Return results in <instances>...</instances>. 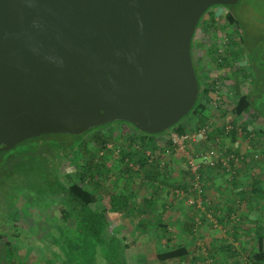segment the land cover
Returning <instances> with one entry per match:
<instances>
[{"label":"water","instance_id":"1","mask_svg":"<svg viewBox=\"0 0 264 264\" xmlns=\"http://www.w3.org/2000/svg\"><path fill=\"white\" fill-rule=\"evenodd\" d=\"M238 0H0V152L126 121L169 130L193 109L192 40Z\"/></svg>","mask_w":264,"mask_h":264},{"label":"rangeland","instance_id":"2","mask_svg":"<svg viewBox=\"0 0 264 264\" xmlns=\"http://www.w3.org/2000/svg\"><path fill=\"white\" fill-rule=\"evenodd\" d=\"M233 6L234 9L231 12L237 18L238 24L232 25L228 23L226 15L229 8L224 4H215L205 12L194 34L193 52L195 56L199 55L201 57L199 60L197 59V62L204 66L200 73L206 77L205 83H208L215 77L212 74L220 75L223 70L220 69L211 73L214 64L210 60L205 63V57L208 52L206 53L204 50L210 47L213 42H217V39L220 40L226 36L228 32L232 33L235 39L245 37V45L248 41L247 44L251 46L253 54L247 51L243 52V58L237 60L236 64L247 66L253 72V76L256 74L253 82L244 80L241 83H237L235 79L230 77L232 74L228 78L223 77V82H220V85L223 86L224 94H226L224 97L227 100V105L225 106L227 110L225 109L221 112L214 108L213 101H209L204 114L210 115L206 118L207 120L210 117L212 118V123L214 124V127H212V138L217 135L220 136L221 140L219 142L221 144L218 143V146L222 152H225V149L222 148V145L225 144L233 150L229 152H235L240 156L244 155V157H248L249 154L253 156L254 154V156L258 155L255 159H259L264 156V78H262L263 66L261 65L264 61V0H238L236 5ZM215 46L212 45V47ZM253 90L256 91L254 97L252 95V98L255 99L254 107L257 108L256 111L262 116L252 111V113H245L243 116L235 115L231 111V104L234 102L233 98L236 99L240 93H250ZM220 107H222L221 104ZM186 116L179 123L184 129L188 130H192L195 128L194 125L206 120L203 119L204 115L197 113L189 112ZM231 122L233 127L236 126L238 129L234 141L239 140L240 143L236 146H234L235 143L230 135L233 128L229 130V133H225V126L229 127ZM246 122L247 131H249V128H255L249 134L241 127ZM112 123L100 130L103 134L111 135L108 142L110 146L107 148L98 150L97 148L101 144H97L92 149L91 154L81 149V152L72 153L61 163H58L54 156L46 155L45 165L55 170L65 184H70L75 172L79 171V168L84 163L89 161V163L93 162L95 164L100 161L102 155L105 156L107 154L104 161L112 173L109 178L106 176L107 178L102 180L101 185L105 187V191L102 190L100 206L106 208L109 231L114 233L126 245L122 252V258L125 259L127 264H189V261L187 262L183 259L160 261L158 253L167 251L173 244H186L180 233L181 231L190 233L192 226H195L192 228L195 230L193 232H196V234L191 232L192 237L197 239L193 252L199 254L201 258L205 255L208 256V253L214 247L215 241L214 238H211L212 236L209 239L201 238L200 232L204 224L203 221L206 220H203V216L199 212L201 209L209 210L210 207H206L204 202L199 203L203 192L197 195H193L192 192L188 193L192 176L189 174L191 172L187 164L186 153H179L174 150V147L169 148V151L164 148V141L169 139V137L171 138V133L175 130L171 129L159 138L161 139V145L156 148L155 152H152L150 148L144 151L147 156H150L149 158H155L160 162L159 168L166 174L165 180L161 179L156 183L155 187H150L147 183L146 185L142 184V180L145 177H142L141 174L138 175L140 177L134 176L133 179H127L126 174L123 177L120 174L117 162L119 158L118 152L124 144V140L133 136L136 137L138 133L132 130L130 123L118 121ZM217 126L221 129L219 133H215ZM257 129H261L262 134H257ZM198 140L200 138L196 141ZM194 142H187L189 144L187 148L194 154L196 162L201 163L203 159L200 154L204 148H194V146L191 148L190 143ZM135 144L140 146L139 142ZM109 150H113L114 153H108ZM259 161L264 162L263 160ZM251 162L258 163L257 160H252ZM246 163L248 161L245 162L244 167H246ZM131 165L133 171L138 170L136 163L133 165L131 162ZM202 170L207 176L205 177L207 183L212 169L210 166L204 165ZM253 172L252 176L262 174L264 179V166L259 170L253 169ZM21 175L24 176L23 171H21ZM14 176L20 177L18 174ZM131 186H134L132 190L135 193L130 199V206L133 207L134 205L135 211L130 212L131 207L126 212L113 211L111 209V192L108 190L125 192L127 188L131 189ZM88 187L96 191L94 185L90 184ZM106 187L109 189L107 190ZM206 193L207 189H205V195ZM17 195L16 204L11 206L7 202L3 200L1 202L0 200V231L3 233V237L0 238V264H71L69 260L71 254H64L63 249L54 240V237L59 233L57 225L63 222L59 209V199L53 194L48 195L39 191H30L29 189L22 191L17 189ZM146 197L155 200V202L150 204L152 208L147 211L145 209L147 206H144ZM10 210L12 212L17 211V213L11 214ZM197 217L201 221L200 224L197 223ZM208 219L210 229L213 230V234L218 235L215 238L219 242L220 231L223 232L224 228L216 217L209 216ZM233 240L238 243L236 247H239V240ZM248 241V245H251L249 250L257 247L255 237L250 238ZM60 244L62 246V239ZM8 250H13V253H7ZM91 252V249H87L85 252L80 251L75 255V258L79 259L81 263L84 260L92 264L106 263L101 255L98 256L97 262H95ZM217 262L219 261L217 260ZM190 263L192 262L190 261Z\"/></svg>","mask_w":264,"mask_h":264},{"label":"trees","instance_id":"3","mask_svg":"<svg viewBox=\"0 0 264 264\" xmlns=\"http://www.w3.org/2000/svg\"><path fill=\"white\" fill-rule=\"evenodd\" d=\"M237 3V2H236ZM235 4H226L229 8L227 12V21L230 24H238V20L233 14V9ZM202 19V18H201ZM200 19V21H201ZM226 40V51L224 55H221V61L218 62L216 56V46L219 42H213L212 45L206 48L204 51L208 54L205 57V61L212 62L214 64L213 69L219 71L222 69V73L218 76L220 82H223V77H230L236 80V82L241 83L244 80H249L251 83L253 82V72L250 71L247 66H240L236 64L237 60H241L243 58L242 53L247 51L252 53L251 46L247 44L245 45V37H239L238 39L233 38V34L228 32L225 36ZM193 40H192V56L194 60L195 70L197 72L198 80H199V95L195 102L193 109L191 110L194 114L204 115L203 119L208 118L207 114H204V110L207 109V102L211 101L213 98L214 87V79L211 82L205 83L206 77L200 73V71L204 68L203 65L197 62L201 57L195 56L193 52ZM209 54H211L209 56ZM209 56V58H208ZM235 64V66H234ZM237 65V66H236ZM263 66L262 70V78H264V61L261 63ZM251 66V65H250ZM232 67V68H231ZM254 69V64H253ZM264 81V79H263ZM264 83V82H263ZM253 93V94H252ZM256 91L240 93L238 98H233L234 102L231 104V111L235 115L243 116L245 113L256 112L258 115L262 116L258 113L257 108L254 107V97ZM211 94V95H210ZM226 94H224L223 86L220 85V96L222 101V107L218 108L219 111L225 110V106L227 105V100L225 99ZM224 103V104H223ZM227 110V109H226ZM251 112V113H252ZM252 116V115H251ZM187 117V116H186ZM257 117V116H256ZM204 121V120H203ZM200 124L194 125L195 128L199 127L206 123L207 119ZM121 123H129L126 121H118ZM108 123L105 125L97 126L88 129L87 131L81 134H70V133H43L41 135L28 138L15 147L9 150H3L0 152V200L2 202L5 201L7 204L14 205L17 202V189L20 191L24 189H29L30 191H39L41 193H46L48 195H55L57 197L59 203L60 214L62 216L63 222L62 224L57 225V229L59 231L58 235L54 237L56 244L63 249L62 251L70 255L69 260L71 264H92L87 260H84L83 263L80 262L79 259L75 258V255L80 251L85 252L87 249H91V255L93 256V260L97 262V258L101 255L106 261L105 264H127L125 259L122 258L123 249L126 248V245L123 244L122 240H119L114 233L110 232L107 224V216H106V208H102L100 206L101 201V193L102 190L105 191V187L102 186V180L110 177L112 173L111 169L106 165L104 159L107 154L102 155L100 157V161L97 163H89L86 162L84 165L79 168L80 170L75 172V176L72 178V182L70 184H65L50 166L47 167L45 165V161L47 159L46 155H52L56 158L58 163H61L69 157L72 153L78 151L81 152L83 149L87 151L89 154L92 153V149L96 147L97 144H101L98 150H102L105 147H108L109 134H103L100 130L108 126ZM135 133H138L136 137H130L127 140H124V144L121 146L120 151L118 152V167L120 169V174L125 176L127 175V179H133L134 176L140 177L138 175H142L145 177L142 184H149L150 187H155L156 183L159 180H165L166 174L161 171L159 168L160 162H158L155 158H149L145 154V150L149 149L152 152H155L156 148L161 145V139H159L163 134L169 132L171 129H174L176 132L182 134L188 131V129H184L181 126V123H176L169 130H165L160 133H148L139 130L133 124H129ZM247 122L241 126L244 131L248 132L255 130V128H249L247 131ZM236 127V126H235ZM233 128L230 135L232 140L236 139V135L238 132L237 127ZM221 130V129H220ZM257 134H262L261 129H257ZM220 132V131H219ZM212 137V136H211ZM140 140V141H139ZM139 142V145L135 143ZM221 144V143H220ZM172 139L164 141V148L166 151L173 147ZM79 149V150H78ZM229 151H233L232 149H228L225 151L228 153ZM114 153L113 150H109L108 153ZM249 152V151H248ZM235 153V152H234ZM152 157V156H151ZM247 158V160H246ZM252 158V159H251ZM252 160L258 161L251 162ZM264 156H261L259 159H255V156L244 157L240 161V166L233 168V172L230 176L229 173L222 172L223 168L218 166H212V171H220L222 174L226 175V180L229 183L235 181L236 176L239 173L240 168H243L246 163V166L249 165L251 169L259 170L262 166H264ZM136 163L138 165V170L133 171L132 165ZM53 170V171H52ZM21 171L24 172V176L21 175ZM20 175V177H15L14 175ZM192 177L193 175L189 173ZM202 174V188H203V196L204 201L207 197L205 195V189H207L205 172L201 169ZM107 176V177H106ZM237 180V179H236ZM145 181V182H144ZM134 182V180H133ZM165 182V181H164ZM92 184L95 187V190H92L88 186ZM250 191L253 193V197L255 199L264 200V179L262 178V174H256L251 177L249 182ZM100 188V190H99ZM107 188V187H106ZM134 186L127 188L124 192L115 190L114 192L111 190V209L117 212H126L130 207V212L135 211V206H130V199L133 197ZM106 190V191H107ZM156 191V190H155ZM197 190L192 191L193 195H197ZM188 193H191L188 191ZM145 205L147 206L146 211L151 209L150 204L152 203V198H145ZM203 201V202H204ZM240 206V202L237 203ZM227 211L225 213L226 223L223 224L226 231H229L231 236H233V232L238 230L239 226H243L241 221V215L238 211V207ZM150 207V208H149ZM17 208V207H16ZM213 207H210L209 210L203 209V217L208 219L209 216L216 217L217 221L221 224L224 223L220 214L224 212V208H220V210H212ZM18 211V209H17ZM17 211L12 212L11 214L17 213ZM219 216V217H218ZM229 218V219H228ZM209 220V219H208ZM195 227V226H192ZM191 227V232H193V228ZM224 229V231H225ZM225 231V232H226ZM260 234V233H259ZM3 237V233L0 231V238ZM229 237H223L219 242L214 243V247L212 251L208 253V256L205 255L201 258L199 254L193 252L196 260L195 263L206 264V260H209V264H231L228 259L223 257V251H229V257L234 258L233 264L242 263L243 264H264V231L258 238H256L257 247L253 249V252L249 255L246 253L244 255H239L237 253L239 247H236L237 242H234L233 239H237L236 237H232V239H228ZM62 239V246H60V242ZM190 246L187 244H173L171 248H169L165 252L158 253V259L160 261H169V260H186L191 256ZM9 254L13 253V250H8ZM232 253V254H231ZM81 255V254H80ZM12 258V256H11ZM200 260H198V259ZM225 259V260H224ZM217 260L219 262H217ZM242 260V261H241ZM92 261V260H91Z\"/></svg>","mask_w":264,"mask_h":264},{"label":"crops","instance_id":"4","mask_svg":"<svg viewBox=\"0 0 264 264\" xmlns=\"http://www.w3.org/2000/svg\"><path fill=\"white\" fill-rule=\"evenodd\" d=\"M211 119L212 118L210 117L208 120ZM219 131L220 129L219 127H217L215 129V133H219ZM234 143H235L234 146H236L238 143H240V141L237 140L234 141ZM193 146L194 148L202 147L206 149L208 148L209 144L207 141L200 139L190 144L191 148ZM222 148H224L225 151L231 149L225 144L222 145ZM251 170L252 169L249 166L240 168L239 173L236 176L237 180L235 179V181L232 183L227 182L226 176L225 174H222V172L211 171V173L209 174L210 176L208 180L209 183L207 184L208 185L207 186L208 195L206 194L207 201L206 200L204 201V205L206 207L208 206L213 207L215 210L218 211L220 210V208L225 207L224 212L220 214V217L218 216L219 218H222L224 222L221 223L224 229L225 227L223 224L226 223L225 213L227 211L229 212L230 210L232 211V209L236 207L238 201L240 202V206L237 205V207L242 218L241 223L243 226H239L238 230L233 232L234 234L233 236H231L230 233H228L229 231H226V229H225L226 232L224 231V229L223 232L220 231V240H222L223 237H228V236L230 238L236 237L239 240L240 246L238 249L239 251L237 252L239 253V255H244L245 253L246 255L251 254L253 252V249L249 250L251 245H248L249 244L248 240L252 237L258 238L259 235H261L262 232L264 231V200L255 199L253 197V193L250 191L249 182L251 180L252 174H254L253 170L252 171ZM152 202H155V200H152ZM213 208L212 210L214 211ZM199 213H201V216H203V209H201ZM203 220L206 221H203L204 224L202 225V231L200 232L201 238L204 237V239H209V237L212 236L211 238H214V241L217 242L218 239H216L215 236L218 237V235L213 234L212 232L213 230L210 229L211 227L208 223L209 220L205 217V215L203 217ZM180 234H182L185 243L190 246L189 248H190L191 256L188 257L185 261L187 262L189 261V264H195L194 260H196V258L193 255V251L195 250V244H196L195 242L197 239L196 237L195 238L192 237L191 231L190 233L189 232L187 233L186 231H181ZM229 253H230L229 251L224 250L223 257H225V259L227 258L229 263L231 261V264H233L234 258L229 259L230 258ZM190 261L192 263H190ZM239 264H243V262Z\"/></svg>","mask_w":264,"mask_h":264},{"label":"built area","instance_id":"5","mask_svg":"<svg viewBox=\"0 0 264 264\" xmlns=\"http://www.w3.org/2000/svg\"><path fill=\"white\" fill-rule=\"evenodd\" d=\"M226 40L227 38L224 36L222 37L217 46H216V56L218 62L221 61V55L225 54L226 51ZM207 61H205L206 63ZM213 66V65H212ZM213 71H216L215 69H212L211 73ZM210 74V73H209ZM214 81V91L213 92V98L211 102L214 103V108L218 109L220 108V104L222 105L221 96H220V80L219 75L212 74ZM217 75V76H216ZM212 127H214V124L212 123V119L206 121L203 125H200L197 128H193L192 130H188L185 133H178L176 131H172L171 133V139L173 142L174 150L179 153H186L187 155V164L189 167V170L191 174L193 175L190 188H188L189 192H192L194 190H197V194H201L203 192L202 188V174L201 169L204 165L210 166H218L222 169V172L229 173L230 176L233 172V168L238 167L240 164L241 159L244 158V155L240 156L237 153L234 152H222L221 148L218 146V143L221 139L220 136L217 135L215 138H212ZM218 127V126H217ZM234 128L232 125V122L230 123V126H225V133H229V130ZM203 139L208 142L209 146L208 148L204 149L200 156L202 157V162L198 163L196 162V158L194 157V154L188 150V143L187 142H193L197 139ZM191 144V143H190ZM108 146H110L108 144ZM258 155H255L257 157ZM192 201V200H191ZM204 198L200 197L199 203H203ZM197 223L200 224L201 221L199 218H196ZM206 264H209V260H206Z\"/></svg>","mask_w":264,"mask_h":264},{"label":"flooded vegetation","instance_id":"6","mask_svg":"<svg viewBox=\"0 0 264 264\" xmlns=\"http://www.w3.org/2000/svg\"><path fill=\"white\" fill-rule=\"evenodd\" d=\"M194 38V37H193ZM193 44H194V42H193Z\"/></svg>","mask_w":264,"mask_h":264},{"label":"clouds","instance_id":"7","mask_svg":"<svg viewBox=\"0 0 264 264\" xmlns=\"http://www.w3.org/2000/svg\"><path fill=\"white\" fill-rule=\"evenodd\" d=\"M198 28V27H197ZM197 30V29H196Z\"/></svg>","mask_w":264,"mask_h":264}]
</instances>
